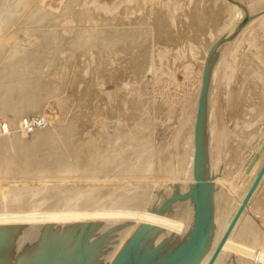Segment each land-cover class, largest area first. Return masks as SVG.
Masks as SVG:
<instances>
[{
	"label": "rangeland",
	"instance_id": "obj_1",
	"mask_svg": "<svg viewBox=\"0 0 264 264\" xmlns=\"http://www.w3.org/2000/svg\"><path fill=\"white\" fill-rule=\"evenodd\" d=\"M2 1L0 215L20 222L0 259L31 257L59 232L48 255L78 240L72 264H151L187 245L201 211V264L264 161V0ZM258 188L217 264L264 263V180Z\"/></svg>",
	"mask_w": 264,
	"mask_h": 264
},
{
	"label": "bare ground",
	"instance_id": "obj_2",
	"mask_svg": "<svg viewBox=\"0 0 264 264\" xmlns=\"http://www.w3.org/2000/svg\"><path fill=\"white\" fill-rule=\"evenodd\" d=\"M1 1H2V0H1ZM10 1H11V0H10ZM12 1H13V0H12ZM3 2H4V1H2V3H3ZM6 2H7V1H6ZM13 2H14V1H13ZM232 2H233V1H232ZM15 3H16V2H15ZM15 3H13V5H14ZM0 4H1V2H0ZM4 4H5V3H4ZM1 5H2V4H1ZM11 5H12V3H11ZM31 5H32V4H31ZM27 7H28V6H27ZM5 8H6V7L4 6V9H5ZM1 9H3V8H1ZM9 9H10V8H9ZM15 9H16V8H15ZM12 10H14V8H13ZM254 10H255V9H254ZM261 10H262V9H261ZM0 11H1V10H0ZM240 11H241V10H240ZM250 11H251V10H250ZM2 12H3V11H2ZM12 12H13V11H12ZM251 13H252V12H251ZM5 15H6V14H5ZM11 18H12V17H11ZM30 18H31V17H30ZM240 18H241V17H240ZM5 19H6L5 21H7V18H6V17H5ZM12 20H15V19L12 18ZM1 21H2V19H1ZM4 25H5V24H4ZM7 25H8V24H7ZM246 26H247V25H246ZM8 31H9V30H8ZM140 32H141V31H140ZM237 34H238V32H237ZM3 36H4V35H3ZM146 36H147V35H146ZM5 37H6V36H5ZM105 38H106V36H105ZM233 38H234V37H233ZM140 39H141V38H140ZM249 39H250V38H249ZM253 40H254V38H253ZM0 41H1V40H0ZM0 43H1V42H0ZM0 45H1V44H0ZM249 45H250V44H249ZM2 46H3V45H2ZM247 47H248V45H247ZM244 50H245V49H244ZM21 51H22V50H21ZM235 52H236V51H235ZM242 54H243V53H242ZM0 55H1V54H0ZM4 55H5V54H4ZM11 56H12V55H11ZM9 57H10V56H9ZM6 63H7V62H6ZM0 65H1V64H0ZM258 66H259V65H258ZM2 69H3V68H2ZM6 69H7V68H6ZM16 70H17V69H16ZM214 84H215V83H214ZM212 85H213V84H212ZM262 94H263V93H262ZM212 95H213V94H212ZM202 105H203V104H202ZM212 105H213V104H212ZM238 110H239V109H238ZM17 115H18V113H17ZM16 118H17V117H16ZM16 118H15V119H16ZM216 122H217V121H216ZM13 124L15 125V122H14ZM18 124H19V123H18ZM15 128H16V127H15ZM216 128H217V127H216ZM223 129H224V128H223ZM53 131H54V130H53ZM16 132H17V131H16ZM60 132H61V131H60ZM218 132H219V131H218ZM18 133H20V131H19ZM53 133H54V132H53ZM218 135H219V134H218ZM20 136H22V135H20ZM43 136H44V135H43ZM53 136H54V135H53ZM202 136H204V135H202ZM45 137H46V136H45ZM218 137H219V136H218ZM0 138H2V137L0 136ZM4 138H6V137H4ZM219 138H220V137H219ZM47 139H48V138H47ZM3 140H4V139L2 138V141H3ZM4 141H6V140H4ZM7 141H8V139H7ZM9 141H10V140H9ZM11 141H13V140H11ZM11 141H10V142H11ZM17 141H18V140H17ZM42 141H43V140H42ZM202 141H203V140H202ZM19 142H21V141H19ZM23 142H24V141H23ZM92 142H93V141H92ZM1 143H2V142H1ZM16 143H17V142H16ZM21 143H22V142H21ZM8 144H9V143H8ZM10 144H11V143H10ZM6 145H7V143H6ZM19 145H21V144L19 143ZM39 146H40V145H39ZM8 147H9V146H8ZM20 147H21V146H20ZM35 147L38 148L37 146H35ZM35 147H32V150H33ZM14 148H15V147H14ZM14 148H13V149H14ZM36 148H35V149H36ZM203 148H204V144H203ZM20 149H21V148H20ZM20 149H19V150H20ZM17 150H18V149H17ZM26 150H28V149H26ZM29 150H30V149H29ZM37 150H39V148H38ZM37 150H36V151H37ZM58 150H59V149H58ZM5 151H6V150H5ZM24 151H25V150H24ZM36 151H35V152H36ZM39 151H41V150H39ZM48 151H49V149H48ZM9 152H10V151H9ZM31 152H33V151H31ZM31 152L28 151L29 154H30ZM57 152H58V151H57ZM10 153H11V152H10ZM10 153H9V154H10ZM33 153H34V152H33ZM36 153H37V152H36ZM36 153H34V155H35ZM29 154H28V155H29ZM31 154H32V153H31ZM43 154H44V153H43ZM15 155H16V154H15ZM25 155H26V154H25ZM45 155H46V154H45ZM57 155H58V154H57ZM16 156H17V155H16ZM43 156H44V155H43ZM46 156H47V155H46ZM48 156L50 157L51 155L49 154ZM52 156L54 157V155H52ZM61 156H62V155H61ZM25 157H26V156H24V158H25ZM65 157H66V156H65ZM77 157H78V156H77ZM187 157H188V156H187ZM46 158H47V157H46ZM59 158H60V157H59ZM59 158H58V159H59ZM8 159H9V158H8ZM42 159H43V157H42ZM89 159H90V158H89ZM6 160H7V159H6ZM6 160H5V161H6ZM34 160H35V159H33V161H34ZM38 160H39V158H38ZM40 160H41V158H40ZM44 160H45V159H44ZM47 160H48V159H47ZM54 160H55V159H54ZM54 160H52V161H54ZM61 160H62V159H61ZM35 161H36V160H35ZM72 161H73V160H72ZM75 161H76V160H75ZM187 161H188V160H187ZM13 162H14V161H13ZM73 162H74V161H73ZM92 162H93V161H92ZM15 163H16V162H15ZM37 163H38V162H37ZM58 163H59V162H58ZM263 163H264V161L260 164V166L258 167V169H257L256 171H254V173H253V175H252L253 178H252L251 180H249V184H248L247 187L245 188L244 195L241 196V198L244 199L245 195L247 194V192H248L250 186L252 185L254 179L256 178V176H257V174H258V172H259L261 166L263 165ZM16 164H17V163H16ZM62 164H63V163H62ZM0 165H1V164H0ZM35 165H36V164H35ZM39 165H40V164H39ZM39 165H38V166H39ZM58 165H59V164H58ZM75 165H76V164H75ZM78 166H79V165H78ZM91 166H92V165H91ZM2 167H3V166H2ZM22 167H23V166H22ZM82 167H83V166H82ZM215 167H216V166H215ZM215 167H214V168H215ZM69 168H70V170H71L70 165H69ZM80 168H81V167H80ZM80 168H78V169H80ZM85 169H86V168H85ZM87 169H88V168H87ZM92 170H93V169H92ZM82 171H83V170H82ZM89 171H90V170H89ZM78 172H79V171H78ZM78 172H77V173H78ZM87 172H88V171H87ZM43 173H44V172H43ZM43 173H42V174H43ZM46 173H47V172H46ZM48 173H49V172H48ZM60 173H61V172H60ZM24 174H25V173H24ZM24 174H22V175H24ZM63 174H64V173H63ZM43 175H44V174H43ZM47 175H49V174H47ZM55 175H56V174H55ZM68 175H69V174H68ZM82 175H83V174H82ZM35 176H36V175H35ZM39 176H40V175H39ZM45 176H46V175H45ZM2 177H3V176H2ZM263 180H264V177L262 178L261 182H262ZM33 183H35V182H33ZM3 184H4V183H3ZM35 184H36V183H35ZM38 184H39V183H38ZM30 185H31V184H30ZM30 185H29V186H30ZM15 186H16V185H15ZM17 186H18V185H17ZM32 186H33V185H32ZM16 188H17V187H16ZM21 188H22V187H21ZM25 188H26V187H25ZM31 188H33V187H31ZM40 188H41V187H40ZM23 189H24V188H23ZM36 189H37V188H36ZM42 189H43V188H42ZM258 189H260V187H259ZM32 191H33V190H32ZM38 191H39V190H38ZM39 192H40V191H39ZM256 192H257V191H256ZM9 193H10V192H9ZM85 193H86V192H85ZM77 194H78V192H77ZM77 194H74V195H77ZM8 195H9V194H8ZM25 195H26V194H25ZM98 195H99V194H98ZM212 195H213V194H212ZM254 195H256V194H254ZM254 195H253V197H254ZM10 196H11V195H10ZM15 196H16V195H15ZM15 196H13V197H15ZM70 196H71V195H70ZM70 196H68V197H70ZM72 196H73V195H72ZM86 196H87V195H86ZM140 196H141V195H140ZM161 196H162V195H161ZM58 197H59V196H58ZM65 197H66V196H65ZM83 197H84V194H83ZM83 197H82V198H83ZM130 197H131V196H130ZM190 197H191V196H190ZM190 197H189V200L191 199ZM217 197H218V196H217ZM217 197H216V199H217ZM220 197H221V196H220ZM253 197H252V199H253ZM36 198H37V197H36ZM38 198H39V197H38ZM63 198H64V197H63ZM99 198H101V197H99ZM116 198H117V197H116ZM136 198H137V197H136ZM18 199H19V198H18ZM85 199H87V198H85ZM125 199H126V198H125ZM128 199H129V198H128ZM133 199H134V198H133ZM143 199H144V198H143ZM184 199H185V197H184ZM187 199H188V198H187ZM216 199H215V200H216ZM220 199H221V198H220ZM220 199H219V200H220ZM252 199H251V200H252ZM24 200H25V201L27 200L26 197H25ZM30 200H32V199H30ZM30 200H29V201H30ZM129 200H130V199H129ZM137 200H138V199H137ZM189 200H188V201H189ZM3 201H4V200H3ZM29 201H28V202H29ZM47 201H48V200H47ZM47 201H46V202H47ZM80 201H81V200H80ZM126 201H127V200H126ZM140 201H141V199H140ZM179 201H180V200H179ZM185 201H186V200H185ZM216 201H217V200H216ZM242 201H243V200H242ZM242 201H241V203H242ZM20 202H21V201H20ZM28 202H27V204H28ZM53 202H54V201H53ZM81 202H82V201H81ZM129 202L133 203L131 200H130ZM135 202H136V201H135ZM182 202H183V201H182ZM250 202H251V201H250ZM11 203H12V202H11ZM15 203H16V205H18L17 202H15ZM38 203H39V202H38ZM41 203L43 204V202H41ZM57 203H58V202H57ZM83 203H84V202H83ZM87 203H88V202H87ZM87 203H86V204H87ZM111 203H112V202H111ZM127 203H128V201H127ZM144 203H145V202H144ZM180 203H181V201H180ZM188 203H190V202H188ZM216 203H217V202H216ZM20 204H21V203H20ZM39 204H40V203H39ZM51 204H52V203H51ZM54 204H55V203H54ZM123 204H124V203H123ZM140 204H141V203H140ZM183 204H184V202H183ZM183 204H182V205H183ZM23 205H24V204H23ZM32 205H33V204H32ZM32 205H31V206H32ZM44 205H45V204H44ZM57 205H58V204H57ZM60 205H61V204H60ZM100 205H101V204H100ZM125 205H126V204H125ZM125 205H124V206H125ZM130 205H131V204H130ZM180 205H181V204H180ZM240 205H241V204H240ZM240 205H239V206H240ZM12 206H13V205H12ZM14 206H15V205H14ZM19 206H21V205H19ZM29 206H30V205H29ZM42 206H43V205H42ZM42 206H41V207H42ZM49 206H50V205H49ZM51 206H54V205H51ZM98 206H99V205H98ZM127 206H128V205H127ZM131 206H133V204H132ZM131 206H130V207H131ZM134 206H135V205H134ZM136 206H137V205H136ZM136 206H135V207H136ZM168 206H169V205H168ZM183 206H184V205H183ZM187 206H188V204H187ZM187 206H186V207H187ZM190 206H191V205H190ZM239 206L237 207V209L239 208ZM4 207H5V206H4ZM26 207H27V206H26ZM39 207H40V206H39ZM122 207H123V206H122ZM122 207H121V208H122ZM138 207H139V206H138ZM153 207H154V206H153ZM177 207H178V206H177ZM192 207H194V206H192ZM192 207H191V208H192ZM219 207H220V206H219ZM219 207H218V209H219ZM31 208H32V207H31ZM42 208H43V207H42ZM44 208H45V207H44ZM47 208H48V207H47ZM47 208H46V209H47ZM51 208H52V207H51ZM56 208H57V207H56ZM102 208H103V207H102ZM115 208H116V207H115ZM124 208H127V207H124ZM128 208H129V207H128ZM189 208H190V207H189ZM194 208H195V207H194ZM194 208H192V209H194ZM6 209H7V208H6ZM40 209H41V208H40ZM40 209H39V210H40ZM54 209H55V207H54ZM71 209H73V208H71ZM75 209H76V208H75ZM150 209H151V208H150ZM180 209H181V208H180ZM180 209H178V210H179V214H180V216L182 215V214H181L182 211H183V215H184V209H181V210H182L181 213H180ZM185 209H186V208H185ZM218 209H216V210L218 211ZM10 210H12V207H11ZM18 210H19V209H18ZM20 210H21V207H20ZM39 210H38V211H39ZM59 210H63V209H59ZM69 210H70V209H69ZM79 210H80V209H79ZM82 210H83V209H82ZM115 210H116V209H115ZM117 210H118V209H117ZM124 210H125V209H124ZM126 210H127V209H126ZM132 210H133V209H132ZM145 210H146V209H145ZM176 210H177V209H176ZM176 210H175V213H176ZM178 210H177V213H176V214H178ZM0 211H1V210H0ZM2 211H3V210H2ZM44 211H45V210H44ZM44 211H43V212H44ZM54 211H55V210H54ZM56 211H57V210H56ZM63 211H64V210H63ZM73 211H74V209H73ZM75 211H76V210H75ZM88 211H89V210H88ZM118 211H119V210H118ZM122 211H123V210H122ZM153 211H155V210L153 209ZM170 211H171V210H170ZM172 211L174 212V210H172ZM186 211H187V210H186ZM209 211H210V210H209ZM236 211H237V210H236ZM4 212H5V211H4ZM4 212H3V213H4ZM9 212H10V211H9ZM35 212H36V211H35ZM43 212H42V213H43ZM47 212H48V211H47ZM57 212H58V211H57ZM66 212H67V211H66ZM76 212H78V210H77ZM90 212H91V211H90ZM126 212L129 213V210L126 211ZM126 212H123V213H126ZM130 212H131V210H130ZM147 212H148V211H147ZM151 212H152V211H151ZM164 212H165V211H164ZM191 212H192V210H191ZM211 212H212V211H211ZM3 213L0 215V250L2 249V251H3V250L5 249L4 251H6L7 246L9 245V241H10V239H11L10 237H12V234H13L14 229H16L15 225H18V224H19V223L16 224V222H17L19 219H18V220H17V219H14V220H13L12 217H11V214H13V213H11V212H10V213H11L10 216L7 215V216H4V217H3L2 215H6V213H5V214H3ZM16 213H17V212H16ZM48 213H50V212H48ZM48 213H47V214H48ZM74 213H75V212H74ZM87 213H89V212H87ZM140 213H141V212H140ZM148 213H150V212H148ZM166 213H167V211H166ZM235 213H236V212H235ZM235 213H234V214L231 216V218L227 221V223H226V225H225L223 231L221 232V234H220L218 240L216 239L217 242L214 243V242L212 241V239L208 241V242L212 241L215 245H214L212 248H211V247L209 248V250L211 249V251H208L209 253H207V255H206L205 253H202V254H205L206 256H205V255H204L205 257L203 256V257H204V258H203V261H202V262L200 261L201 264H207V263L209 262L210 258L212 257V255H213L215 249L217 248V246H218V244H219V242H220V240H221L223 234L225 233V231H226V229H227V227H228L230 221L232 220L233 216L235 215ZM29 214H30V213H29ZM47 214L45 213L44 215L47 216ZM52 214H53V213H52ZM62 214H63V212H62ZM62 214L60 213V216H61ZM84 214H86V213H84ZM104 214H105V213H104ZM104 214H103V215H104ZM133 214H134V213H133ZM136 214H137V213H136ZM144 214H146V213H144ZM150 214H151V213H150ZM150 214H149V215H150ZM161 214H162V213H161ZM170 214H174V213L171 212ZM170 214L167 213V216L169 215V218H168V219L174 218L175 214H174L173 217H172V215H170ZM179 214H178V215H179ZM186 214H187V213H186ZM189 214H190V213H189ZM16 215H18V214H16ZM24 215H25V214H24ZM33 215H34V213H33ZM38 215H40V214L38 213ZM42 215H43V214H42ZM53 215H54V214H53ZM55 215H56V214H55ZM58 215H59V214H58ZM58 215H56V216H58ZM91 215H92V214H91ZM109 215H110V214H109ZM109 215H108V216H109ZM141 215H143V213H142ZM149 215H147L148 217L146 216V218H148V219L150 218V219H151V217H149ZM152 215H154V213H153ZM156 215H157V214H156ZM163 215H164V214H163ZM192 215H193V214H192ZM192 215H189V216H188V219H189V217L192 216ZM205 215H206V214H205ZM215 215H216V214H215ZM218 215H219V214H218ZM218 215H217V216H218ZM1 216H2V217H1ZM60 216H58V217H60ZM62 216H63V215H62ZM67 216H68V215H67ZM70 216H71V215H70ZM73 216H74V214H73ZM78 216H79V215H78ZM87 216H88V215H87ZM108 216H107V217H108ZM165 216H166V215H165ZM165 216H163V217H165ZM167 216H166V217H167ZM180 216H179V217H178V216H175V217L180 218ZM184 216H185V215H184ZM217 216H216L215 218L213 217V219H216V218L218 219ZM18 217H19V216H17L16 218H18ZM27 217H28V216H27ZM40 217H41V215H40ZM40 217H39V218H40ZM42 217L44 218V216H42ZM49 217H50V216H49ZM51 217H52V216H51ZM53 217H55V216H53ZM68 217H69V216H68ZM95 217H96V216H95ZM105 217H106V216H105ZM115 217H116V216H115ZM140 217H141V216H140ZM157 217H159V215H158ZM170 217H171V218H170ZM182 217H183V216H182ZM13 218H15L14 214H13ZM20 218H23V217H20ZM32 218H34V217L32 216ZM35 218H36V217H35ZM35 218H34V220H35ZM87 218H88V217H87ZM100 218H101V217H100ZM152 218H153V217H152ZM178 218H176V219H178ZM192 218H194V217H192ZM24 219H25V217H24ZM24 219H23V220H24ZM29 219H30V218H29ZM29 219H28V220H29ZM40 219H41V218H40ZM53 219L55 220V219H58V218H53ZM53 219H52V220H53ZM64 219H65V215H64L63 220H64ZM71 219H72V218H71ZM71 219H70V220H71ZM83 219H84V218H83ZM101 219H102V218H101ZM108 219H109V218H108ZM160 219H161V217H160ZM164 219H165V218H164ZM164 219H163V220H164ZM176 219H175V220H176ZM182 219H183V218H182ZM182 219H178V220L180 221V220H182ZM185 219H186V216H185L184 220H185ZM188 219L185 220V221H188ZM25 220H26V219H25ZM49 220H50V219H48V221H49ZM59 220H60V219H59ZM72 220H73V219H72ZM78 220H79V219H78ZM84 220H86V219H84ZM95 220H96V219H95ZM102 220H103V222H104V219H102ZM151 220H152V219H151ZM153 220H156V219H153ZM178 220H177V221H178ZM184 220H182V221H184ZM193 220H194V219H193ZM218 220H219V219H218ZM48 221H47V223H49ZM57 221H58V220H57ZM79 221H80V220H79ZM79 221H78V222H79ZM96 221H97V220H96ZM96 221H95V222H96ZM185 221H184V222H185ZM214 221H215V220H214ZM18 222H20V221H18ZM28 222H29V221H28ZM32 222H33V221H32ZM40 222H41V221H40ZM42 222H43V219H42ZM59 222H60V221H58L57 223L55 222V225L57 224L58 227L61 226ZM74 222H75V221H74ZM76 222H77V221H76ZM76 222H75V223H76ZM81 222H82V221H81ZM117 222H118V221H117ZM140 222H141V221H140ZM170 222H171V220H170ZM173 222H174V221H173ZM184 222H183V223H184ZM191 222H192V220H191ZM216 222H217V221H216ZM216 222H214V223H216ZM38 223H39V222H38ZM50 223H51V222H50ZM58 223H59V224H58ZM83 223H84V222H83ZM104 223H105V222H104ZM115 223H116V222H115ZM171 223H172V222H171ZM176 223H177V222H176ZM23 224H24V223H23ZM43 224H44V223H43ZM51 224H52V226H54V225H53L54 223H51ZM51 224H49V225H51ZM62 224H63V223H62ZM69 224H70V223H69ZM71 224H73V223H71ZM85 224H86V222H85ZM95 224H96V223H95ZM98 224H99V222H98ZM107 224H108V223H107ZM107 224L105 223V225H107ZM109 224H110V223H109ZM117 224H118V223H117ZM120 224H121V223H120ZM132 224H133V223H132ZM132 224H131V225H132ZM135 224H136V223H135ZM141 224H142V223H141ZM143 224H146V223L143 222ZM143 224H142V225H143ZM147 224H148V223H147ZM149 224H151V223H149ZM172 224H174V223H172ZM180 224H181V222L179 223V225H180ZM189 224H190V221L188 222V225L186 226V228H187V227L189 228ZM33 225H36V223L33 224ZM39 225H40V224H39ZM49 225H48V227H49ZM59 225H60V226H59ZM63 225H64V224H63ZM73 225H74V224H73ZM82 225H83V224H82ZM87 225H89V224H87ZM90 225H91V224H90ZM126 225H127V224H126ZM138 225H139V224H138ZM138 225L136 226L137 228H139ZM177 225H178V224H177ZM184 225H185V224H184ZM75 226H77V225H75ZM96 226H97V225H96ZM101 226H103V225L101 224ZM107 226H110V225H107ZM107 226H104V227L108 228ZM127 226H128V225H127ZM133 226H135V225H133ZM152 226H153V224H152ZM181 226H183V225H181ZM191 226H192V225H191ZM213 226H214V224H213ZM213 226H212V228H214ZM20 227H21V226H20ZM24 227H26V226H24ZM31 227H32V226H31ZM55 227H56V226H55ZM58 227H56L55 230H56ZM61 227H62V226H61ZM61 227H60V228H61ZM87 227H88V226H87ZM87 227H86V225H84V227H83L82 229H86ZM98 227H99V226H98ZM98 227H97V229H98ZM104 227H103V228H104ZM129 227H130V226H129ZM140 227H141V226H140ZM156 227H157V226H156ZM161 227H162V226H161ZM163 227H164V226H163ZM235 227H236V226H235ZM34 228H35V227H34ZM36 228H37V226H36ZM38 228H39V227H38ZM38 228H37V229H38ZM41 228H42V225H41L40 229H41ZM43 228H44V225H43ZM43 228H42V229H43ZM50 228H51V227H50ZM50 228H49V230H50ZM53 228H54V227H53ZM60 228H59V230H60ZM71 228H74V226L71 225ZM75 228H76V227H75ZM94 228H95V226H94ZM94 228H93V229H94ZM141 228H142V227H141ZM150 228H151V226H150ZM169 228H170V227H169ZM17 229H18V228H17ZM24 229H26V228H24ZM28 229H29V231H30V228H29V227H28ZM31 229H32V228H31ZM40 229H39V230H40ZM66 229L69 230L70 228L68 229V226H67ZM78 229H79V228H78ZM80 229H81V228H80ZM90 229H91V228H90ZM93 229H92V230H93ZM104 229H105V228H104ZM104 229H103V230L101 229L102 231L100 230L101 233H103V231H105ZM156 229H157V228H156ZM214 229H215V228H214ZM214 229H213V230H214ZM18 230H19V229H18ZM20 230H21V228H20ZM47 230H48V229H47ZM47 230L45 229V231H47ZM49 230H48V231H49ZM64 230H65V229H64ZM67 230H66V231H67ZM76 230H77V229H76ZM87 230H88V228H87ZM98 230H99V229H98ZM128 230H129V228L126 229L127 232H128ZM133 230H134V227H133ZM136 230H137V229H135V232H136ZM145 230H147V229H146V225H145ZM148 230H149V229H148ZM148 230H147V231H148ZM150 230H151V229H150ZM161 230L163 231V229H160V231H161ZM168 230H169V229H168ZM171 230H172V229H170L169 231H167V230L165 229V230L163 231V233L160 232V231H158V233H159V234L161 233L160 235L162 236V235L164 234V232L167 231V233L169 232V235H170ZM233 230H234V229H233ZM24 231H25V230H24ZM31 231H32V230H31ZM40 231H42V230H40ZM70 231H71V232H74V231H72V230H70ZM90 231H91V230H90ZM100 231H98V232H100ZM126 231L123 230L124 233H125ZM156 231H157V230H156ZM173 231H174V230H173ZM176 231H179V230H176ZM83 232H85V230H84ZM95 232H96V231H95ZM132 232H133V231H132ZM143 232H144V231H143ZM174 232H175V231H174ZM180 232L182 233L183 231H180ZM180 232H179V233H180ZM211 232H212V229H211ZM14 233H15V232H14ZM22 233H23V232L21 231V234H22ZM29 233H30V232H29ZM34 233H36V231H35ZM34 233H33V235H34ZM41 233H42V235L44 234L43 232H41ZM47 233H49V232H47ZM47 233H46V236H47ZM50 233H51V232H50ZM80 233H81V232H80ZM90 233H91V232H89L88 234H90ZM101 233H99V234H101ZM115 233H116V232H115ZM128 233H129V232H128ZM144 233H145V232H144ZM150 233H151V232H150ZM154 233H155V232H154ZM158 233H157V236H158ZM167 233H166L165 236L168 237ZM171 233H173V232H171ZM179 233H178V235H179ZM181 233H180V235L183 234L182 236H186V235H184V233H182V234H181ZM187 233L189 234V232H187ZM209 233H210V232H209ZM37 234H38V233H37ZM54 234H55V233H54ZM54 234H53V235H54ZM57 234H59V232L56 233L55 236L52 235V237H54V238H51V240H49V241L44 239L45 241H40V242H39V239H40V238H39V239H38L39 244L36 246L35 249H33L34 252L32 251L33 254L31 253V257H30L29 251H26V250H27V248H26L25 251L28 252V254H29V257H28V258L25 257L26 255L24 256L25 253H23V255L21 254L20 256H17V257L12 258V259H11V258H8V259H7L6 257H4L3 259H0V264H40V263H42V262H45L46 257L49 256V255H48L49 251H51V249H54V248H53V247H54V244H56V243H52V242H54V241L58 242V240L60 239L59 237H58V239H57ZM69 234H70V233H69ZM75 234H76V232H75ZM99 234H97V235L99 236ZM117 234H118V233H117ZM132 234H133V233H132ZM132 234H131V232H130V235H131V236H132ZM134 234H135V233H134ZM146 234H147V232H146ZM173 234H175V237H176V234H177V233H173ZM185 234H186V233H185ZM188 234H187V235H188ZM211 234H213V233H211ZM28 235H30V234H28ZM42 235H41V236H42ZM95 235H96V234H95ZM97 235H96V236H97ZM120 235H121V234H120ZM125 235H126V233H125ZM130 235H129V236H130ZM137 235H138V234H137ZM151 235H152V234H150V236H149V234L147 235V236H149L148 239L151 237ZM160 235H159V237H160ZM178 235H177V237H178ZM190 235H191V233H190ZM194 235H195V228H194V234H193L192 238L188 241L187 245L190 244L191 241L194 239V238H193ZM230 235H231V234H230ZM230 235H229V236H230ZM44 236H45V235H44ZM50 236H51V235H50ZM50 236H49V237H50ZM58 236H59V235H58ZM66 236H67V235H66ZM79 236H80V235H79ZM92 236H94V235H92ZM115 236H116V235H115ZM122 236L124 237V235H122ZM122 236H121V238H123ZM127 236H128V234H127ZM154 236H155V234H154ZM163 236H164V235H163ZM163 236L160 237V238H162L161 240H163ZM165 236H164V238H165ZM28 237H29V236H28ZM90 237H91V236H90ZM142 237H143V236H142ZM159 237H158V238H159ZM171 237H172V236H171ZM171 237H170V238H171ZM175 237H172V238H175ZM187 237H189V236H187ZM187 237L184 238V239H188ZM14 238H15V237H14ZM21 238H22V237H21ZM45 238H46V237H45ZM70 238H71V237H70ZM88 238H89V237H88ZM92 238H93V240H94V237H92ZM92 238H91V241H92ZM113 238H114V237H113ZM117 238H118V237H117ZM119 238H120V237H119ZM121 238H120V239H121ZM124 238H125V237H124ZM126 238H127V237H126ZM136 238H137V237H136ZM140 238H141V237H140ZM151 238H153V237H151ZM156 238H157V237H156ZM160 238H159V239H160ZM180 238H181V237H179V239H180ZM228 238H229V237H228ZM47 239H48V238H47ZM49 239H50V238H49ZM89 239H90V238H89ZM114 239H115V238H114ZM127 239H128V238H127ZM127 239H126V240H127ZM145 239H147V238H145ZM167 239H169V238H167ZM177 239H178V238H177ZM177 239H174V240H172V241L175 242ZM182 239H183V237H182ZM207 239H208V237H207ZM207 239H205V241H206ZM20 240H21V239H20ZM20 240H19V241H20ZM36 240H37V239H36ZM36 240H34V242H35ZM121 240H122V239H121ZM126 240H125V241H126ZM150 240H151V239H150ZM154 240L156 241V240H158V239H154V238H153V241H154ZM161 240H160V241L158 240V241L161 242ZM169 240L171 241V239H169ZM169 240H168V241H169ZM213 240H214V239H213ZM71 241H73V240H71ZM110 241H111V240H110ZM110 241H109V243H110ZM114 241H116V239H115ZM114 241H113V242H114ZM137 241H138V239H137ZM153 241H152V242H153ZM163 241H164V240H163ZM170 241H169V243H172V241H171V242H170ZM177 241H178V240H177ZM177 241H176V243H177ZM214 241H215V240H214ZM227 241H228V239H227ZM227 241L225 242V245L227 244ZM77 242L79 243L78 240H75V241H73V242H70V240H68V241H66L65 243H63V244L60 246V249L62 250V253H63V251L66 252V250H67V251H68V250H72V249L74 248L73 246H75V243H77ZM92 242H93V241H92ZM121 242L123 243V240H122ZM121 242H120V243H121ZM132 242H133V241H132ZM144 242H145V241H144ZM150 242H151V241H150ZM184 242H185V241H184ZM203 242H204V240H203ZM203 242H202V244H203V246H204V243H205V242H204V243H203ZM212 242H211V243H212ZM24 243H25V242H24ZM50 243L53 244V247H52V245H51ZM122 243H121L120 245H123ZM146 243H148V242H146ZM146 243H145V244H146ZM156 243H157V241H156ZM164 243H165V242H164ZM181 243H183L182 240H181ZM12 244H13V243H12ZM34 244H35V243H34ZM89 244H90V242L87 243V249H88V247L90 246ZM93 244H94V243H93ZM117 244H118V243H117ZM124 244H126V243L124 242ZM128 244H129V243H127V245H128ZM135 244H136V243H135ZM162 244H163V243H162ZM174 244H175V243H174ZM179 244H180V243H179ZM256 244H257V243H256ZM261 244H262V243H261ZM25 245H26V244H25ZM31 245H32V244H31ZM102 245H103V244H102ZM109 245H110V244H109ZM115 245H116V244H115ZM127 245H126V246H127ZM167 245H168V244H167ZM167 245H166V246H167ZM182 245H183V244H182ZM182 245H181V246H182ZM187 245H185V247H187ZM212 245H213V244H212ZM225 245L223 246V248L225 247ZM26 246H27V245H26ZM104 246H105V245H104ZM117 246H119V245H117ZM183 246H184V245H183ZM203 246H202V247H203ZM205 246H206V244H205ZM29 247H32V246H29ZM122 247H123V246H122ZM122 247L120 246V249H119V248H116V246L113 247V248H116V249H118V250H121ZM124 247H125V246H124ZM130 247H131V246H130ZM135 247H136V245H135ZM161 247H162V246H161ZM172 247H173V244H172V246H169V245H168V249H167V248H166V249H167V250H170ZM185 247H184V248H185ZM208 247H209V246H208ZM24 248H25V247H24ZM33 248H34V246H33ZM58 248H59V247H58ZM58 248H57V249H58ZM75 248H76V247H75ZM111 248H112V246H111ZM223 248H222V250H223ZM31 249H32V248H31ZM55 249H56V248H55ZM55 249H54V251H55ZM85 249H86V248H85ZM103 249H104V248H103ZM107 249H108V248H107ZM163 249H164V247H163ZM166 249H165V250H166ZM172 249H173V248H172ZM206 249H208V248H206ZM206 249H205V250H206ZM19 250H20V249H19ZM29 250H30V249H29ZM58 250H59V249H58ZM58 250H57V251H58ZM61 250H60V252H61ZM73 250H74V249H73ZM75 250H76V249H75ZM75 250L73 251L74 253H73V252L69 253V257H68V258L71 259V260L73 259L72 262H73L74 260H79V259H80V256H81V253H82L81 250H80V251H79V250L75 251ZM122 250H123V249H122ZM222 250H221V252H222ZM253 250H254V249H253ZM21 251H22V250H21ZM30 251H31V250H30ZM163 251H164V250H163ZM198 251L200 252V247H195V248L190 252V254L187 255V257L184 258V259L181 261L180 264H193V262L195 263V261H196V260H195V257H196V254H197ZM14 252H15V251H14ZM58 252H59V251H58ZM58 252H57V253H58ZM103 252H104V251H103ZM113 252H115V249H114ZM169 252H170V251H169ZM221 252H220V253H221ZM21 253H22V252H21ZM53 253H54V252H53ZM109 253H110V252H109ZM109 253H108V254H109ZM115 253H116V252H115ZM1 254H2V253L0 252V256H1ZM15 254H16V253H15ZM19 254H20V253L18 252V255H19ZM28 254H27V256H28ZM112 254H113V253H112ZM198 254H199V253H198ZM262 254H263V253H262ZM44 255H46V256H44ZM94 255H95V254H94ZM110 255H111V254H110ZM121 255H122V254H121ZM219 255H220V254H219ZM67 256H68V255H67ZM87 256H88V255H87ZM149 256H150V255H149ZM149 256H148V257H149ZM155 256H156V255H155ZM244 256H245V255H244ZM263 256H264V255H263ZM1 257H3V256H1ZM65 257H66V256H65ZM93 257H94V256H93ZM111 257H112V255H111ZM254 257H255V256H254ZM109 258H110V256H109ZM197 258H198V257H197ZM197 258H196V259H197ZM199 258H201V256H200ZM218 258H219V256L217 257V259H216V261H215L214 264H217L216 262H217ZM241 258H242V257H241ZM245 258H246V257H245ZM95 259L97 260L98 258H95ZM95 259H94V260H95ZM106 259H107V258H106ZM106 259H104V260H106ZM243 259H244V257H243ZM247 259H248V258H247ZM247 259H246V260H247ZM71 260H70V261H71ZM91 260H92V259H91ZM91 260H88V261H91ZM194 260H195V261H194ZM237 260H238V259H237ZM86 261H87V260H86ZM239 261H240V260H239ZM251 261H252V260H251ZM261 261H263V260H261ZM74 262H75V261H74ZM197 262L199 263V259L197 260ZM245 262H246V261H245ZM198 263H197V264H198ZM259 263H260V261H259ZM261 263H263V262H261ZM261 263H260V264H261ZM71 264H72V263H71ZM73 264H74V263H73ZM75 264H76V263H75ZM195 264H196V263H195ZM247 264H248V263H247ZM263 264H264V263H263Z\"/></svg>",
	"mask_w": 264,
	"mask_h": 264
},
{
	"label": "water",
	"instance_id": "obj_3",
	"mask_svg": "<svg viewBox=\"0 0 264 264\" xmlns=\"http://www.w3.org/2000/svg\"><path fill=\"white\" fill-rule=\"evenodd\" d=\"M249 17H246L244 19V23L247 22ZM264 148V143L262 144L260 150L257 153V156L261 153L262 149ZM256 156V157H257ZM264 176V164L262 165L261 169L259 170L256 178L254 179L252 185L250 186L247 194L245 195L241 205L239 206V208L237 209L235 215L233 216L232 220L230 221L225 233L223 234L217 248L215 249L212 257L210 258L209 262L207 264H214L217 257L219 256L223 246L225 245V242L227 241L229 235L231 234V232L233 231V229L235 228V226L237 225L239 219L241 218L243 212L245 211V208L247 207L249 201L251 200V198L253 197L255 191L257 190L261 179ZM203 215H201V211H199V217L197 219V225L195 228V235H194V239L191 241L190 244L187 245V247L183 248L182 250L176 252L175 254H173L172 256H168L165 259L162 260H158L157 262L153 263L151 262V264H180L181 261L187 257V255L190 254V252L195 248V247H199V240L203 234ZM71 259L68 258V256L65 257V255H63V253H51L49 254V256L46 257L45 262H42L40 264H71ZM155 261V260H153Z\"/></svg>",
	"mask_w": 264,
	"mask_h": 264
},
{
	"label": "built area",
	"instance_id": "obj_4",
	"mask_svg": "<svg viewBox=\"0 0 264 264\" xmlns=\"http://www.w3.org/2000/svg\"><path fill=\"white\" fill-rule=\"evenodd\" d=\"M23 125H24L29 131H32L33 128H34V127L32 126V124L28 123V121H27L26 119L23 121ZM2 130H3L4 132H6V131L9 130V128H8V124H7V123H4V124L2 125Z\"/></svg>",
	"mask_w": 264,
	"mask_h": 264
}]
</instances>
